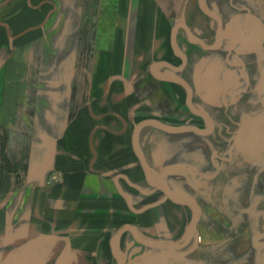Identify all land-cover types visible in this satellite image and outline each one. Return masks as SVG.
Masks as SVG:
<instances>
[{
  "label": "crops",
  "instance_id": "1",
  "mask_svg": "<svg viewBox=\"0 0 264 264\" xmlns=\"http://www.w3.org/2000/svg\"><path fill=\"white\" fill-rule=\"evenodd\" d=\"M0 264H264V0H0Z\"/></svg>",
  "mask_w": 264,
  "mask_h": 264
},
{
  "label": "water",
  "instance_id": "2",
  "mask_svg": "<svg viewBox=\"0 0 264 264\" xmlns=\"http://www.w3.org/2000/svg\"><path fill=\"white\" fill-rule=\"evenodd\" d=\"M158 65H159V63H154V64L152 65V69H155ZM146 122H152V123H155V124L159 125V124L156 123L155 121H151V120L146 121ZM210 129H211V125H210V127H209L208 129L205 130V132L210 131ZM166 190L169 191L168 187H166ZM173 197H174L175 199L179 200V198H178L177 196L173 195ZM192 203H193V205H194V207H195V212H194L193 220L196 221V220L198 219V216H199V206H198L195 202H192ZM125 229H131L132 232L134 233V235L138 237V231H137V229H135L134 227H132V226H130V225H125V226H124V227H123V228H122L117 234L114 235L113 239L115 240V239L119 236V234H120L123 230H125Z\"/></svg>",
  "mask_w": 264,
  "mask_h": 264
},
{
  "label": "rangeland",
  "instance_id": "3",
  "mask_svg": "<svg viewBox=\"0 0 264 264\" xmlns=\"http://www.w3.org/2000/svg\"><path fill=\"white\" fill-rule=\"evenodd\" d=\"M90 5H91V6H94V2L92 1V3H91ZM90 22L92 23V19H91V18L88 20V26L91 25ZM88 30H89V29H88ZM89 32H90V30H89ZM86 45H87V48L89 49V48L91 47V45H92V42H91V41H87V42H86Z\"/></svg>",
  "mask_w": 264,
  "mask_h": 264
},
{
  "label": "built area",
  "instance_id": "4",
  "mask_svg": "<svg viewBox=\"0 0 264 264\" xmlns=\"http://www.w3.org/2000/svg\"><path fill=\"white\" fill-rule=\"evenodd\" d=\"M54 178H57V176H55Z\"/></svg>",
  "mask_w": 264,
  "mask_h": 264
}]
</instances>
